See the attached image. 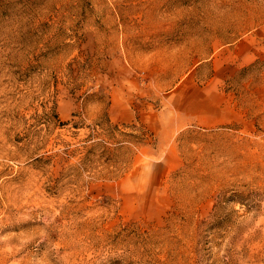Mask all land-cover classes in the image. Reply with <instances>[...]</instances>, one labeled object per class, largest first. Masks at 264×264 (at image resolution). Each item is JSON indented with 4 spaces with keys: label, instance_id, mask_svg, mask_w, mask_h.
I'll return each instance as SVG.
<instances>
[{
    "label": "rangeland",
    "instance_id": "rangeland-1",
    "mask_svg": "<svg viewBox=\"0 0 264 264\" xmlns=\"http://www.w3.org/2000/svg\"><path fill=\"white\" fill-rule=\"evenodd\" d=\"M0 264H264V0H0Z\"/></svg>",
    "mask_w": 264,
    "mask_h": 264
},
{
    "label": "crops",
    "instance_id": "crops-1",
    "mask_svg": "<svg viewBox=\"0 0 264 264\" xmlns=\"http://www.w3.org/2000/svg\"><path fill=\"white\" fill-rule=\"evenodd\" d=\"M196 97H185L182 105V113L177 117L162 120V131L160 135L164 133L169 136L173 135V130L178 128H184L194 124H200L206 127H215L227 121V117L217 112V108L213 107L212 113L201 115L198 108V99Z\"/></svg>",
    "mask_w": 264,
    "mask_h": 264
}]
</instances>
